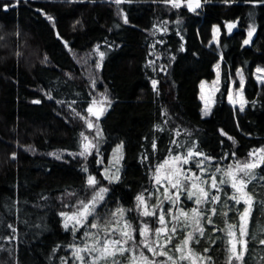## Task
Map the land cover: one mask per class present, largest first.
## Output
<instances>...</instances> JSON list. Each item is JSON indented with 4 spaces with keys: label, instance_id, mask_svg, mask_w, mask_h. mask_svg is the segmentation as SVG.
I'll use <instances>...</instances> for the list:
<instances>
[{
    "label": "trees",
    "instance_id": "obj_1",
    "mask_svg": "<svg viewBox=\"0 0 264 264\" xmlns=\"http://www.w3.org/2000/svg\"><path fill=\"white\" fill-rule=\"evenodd\" d=\"M186 1L177 8L164 0L119 5L114 0H0V264H73L70 245L82 247L84 232L93 229L65 230L60 213L92 198L88 175L108 189L98 218L89 221L104 223L120 207L139 229L136 196L144 193L155 205V166L170 154L194 145L212 158L203 174L207 178L215 168L227 170L264 148V82L256 72L264 68V4L201 0L192 11ZM228 23L236 25L231 32ZM252 25L255 32L245 45ZM217 65L219 91L204 116L199 84L213 78ZM241 78L243 111L226 98L229 85ZM102 93L111 104L96 120L86 109ZM81 117L97 122L98 136ZM82 132L96 144L86 157L78 155ZM118 145L121 156L114 168L109 157ZM183 167L202 174L193 161ZM110 175L119 180L110 182ZM215 175L219 181L223 172ZM261 177L264 165L245 189L253 199L245 222L248 246L242 262L233 264H264ZM208 190L220 199L201 205L203 234L189 241V249L193 257L205 258L197 264H209L208 258L210 264H229L228 232L231 228L239 239L246 205L231 199L234 190L227 184L219 193ZM181 200L186 211L196 206L186 195ZM154 219L143 217L155 229L160 225ZM188 225L178 224L166 245L180 247L193 232Z\"/></svg>",
    "mask_w": 264,
    "mask_h": 264
},
{
    "label": "snow or ice",
    "instance_id": "obj_2",
    "mask_svg": "<svg viewBox=\"0 0 264 264\" xmlns=\"http://www.w3.org/2000/svg\"><path fill=\"white\" fill-rule=\"evenodd\" d=\"M20 0H16L18 4ZM116 4L125 2V0H114ZM165 3H170L173 7H180L184 0H164ZM231 0H225V3H229ZM251 3H262L264 0H249ZM187 6L190 10L195 11L196 8L201 6V0H187ZM51 20L52 17H49ZM124 23H128L127 16L123 17ZM236 25L234 23L226 24V29L231 32ZM219 29H214L218 31ZM255 32V26L252 25L248 30V39L244 40V44L247 45L251 41V37ZM97 51H99V46H97ZM99 56L103 59L104 53L99 52ZM96 67L99 68L100 64L97 63ZM219 67V65H217ZM257 73L264 72V68H257ZM239 73V70H238ZM264 82V78L257 77ZM153 87L155 88L157 81H152ZM95 81L93 80V85ZM240 87L243 88V78H241ZM102 99L96 100L93 97L91 103L88 105L86 112L88 116L95 117L96 120L103 115L106 111V106H110L111 101L108 99L107 95L101 94ZM231 99V97H230ZM39 103V101H35ZM75 103V101H73ZM71 106V105H69ZM240 110L243 111V103L240 105ZM209 109L204 110V115L209 114ZM79 116L80 114L77 113ZM86 119V126L88 129L95 127L94 122L86 117H81ZM81 151L78 153L81 157H86L91 153L93 149L96 148V144L89 140L87 136L82 132L81 134ZM99 135V133H97ZM179 135V132H177ZM231 139V138H230ZM173 143H177L173 141ZM122 145H118L115 151H118ZM155 147V144H153ZM182 147V146H181ZM55 155V154H54ZM235 156V153L232 154ZM249 160L241 162L236 161L235 165H229L227 170H222L221 168H215V172L212 173L209 180H205L202 176L197 175L192 172L191 169H185L183 166L189 164L191 161L197 157L201 159L196 161L195 167L200 173H207L208 168L205 161H210L212 158L205 156L199 150H196L194 145L189 147L186 152L177 153L171 155L165 159L161 164L155 166L153 173V179L156 185H166L164 187V200L168 201L173 207L177 209V213L173 214L172 209L165 211L161 205L164 201L159 204L150 206L148 200L144 193L136 196V209L139 214L143 217H155L160 227L151 229L147 221H145L139 229L133 228V225L129 220L125 218L126 210L123 208H116L114 211L109 213L110 220L104 223L91 222L89 221L90 216H95L96 206L105 199V194L108 192L107 188L98 187L99 181L95 176L88 175L86 183L90 189L94 191V195L90 200L78 201L76 208L73 212H61L60 215L64 217L63 227L65 230H71L73 233L78 232L80 228H91L97 229L98 231L93 233L91 231H85L84 237L91 238V245L87 243L86 239L83 246L77 244H72L70 247L73 249L72 256L74 258L73 264L78 261L79 264H118L115 260L117 255L123 256L126 252L132 253L129 256V264H179L180 261H188L189 264H197V261H204V257H193L191 250L187 252L185 248L188 246L189 241H191L194 236L199 233L203 234V229L200 227L201 218L204 217V210L201 205L205 203H215L219 201V195L213 194L208 189H214L217 193L221 191V186L227 184L234 190V195L231 197L235 203L239 204L241 201L246 205L243 213L240 216V227H239V239L236 238L235 232L230 228L228 232L229 236V264H233L234 261L243 260V256L247 251L248 241L245 239L248 233L245 227V222L251 215V209L253 205V199L249 193L245 191L248 183L255 178V170L264 165V148L255 149L249 152ZM12 158H15V153L12 154ZM59 158V157H58ZM87 172V168L83 169ZM107 171V169H106ZM223 172V176L219 181L216 178L215 173ZM190 173V174H189ZM110 182L119 180V176L110 175L107 176ZM264 179V177H261ZM202 184H207L208 189L201 187ZM149 195H151L149 193ZM186 195L189 200H193L196 205L191 209V217L188 213L184 212L183 209L179 207L178 201H180L181 196ZM239 197V198H238ZM213 215L216 214V209L210 210ZM171 215V220L174 222L171 229L167 227L169 221L166 220V216ZM208 222L211 223V218L207 217ZM183 224L187 226L191 223L193 227V232L189 233L185 240L183 241L184 247H178L176 251L180 252L181 255L174 259L173 256L167 254L166 251H162L165 245L169 243L172 239V234L177 231V225ZM12 226L9 225V228ZM15 229H13V232ZM138 231L142 239L139 241V245L147 249L148 252L152 253L153 256H167L166 261H149L148 257L140 252L136 255L137 244L135 242L134 232ZM103 232V236H101ZM155 237V238H153ZM161 238H163V243H161ZM12 239V237H9ZM259 243L264 245V240H260ZM237 244L241 246L240 251L237 250ZM207 251V250H205ZM87 257V258H86ZM210 264V258H208Z\"/></svg>",
    "mask_w": 264,
    "mask_h": 264
},
{
    "label": "rangeland",
    "instance_id": "obj_3",
    "mask_svg": "<svg viewBox=\"0 0 264 264\" xmlns=\"http://www.w3.org/2000/svg\"><path fill=\"white\" fill-rule=\"evenodd\" d=\"M186 5H187V1H186ZM248 39V38H247ZM257 68H261V67H257ZM256 68V70H257ZM257 72V71H256ZM262 77L264 78V72L262 73H257V77ZM240 80V79H239ZM259 81H261L260 79H258ZM240 83H241V80L240 82H238V84H230L229 85V88H228V91H227V101L230 103V105L235 108V109H240V105L241 103H243V106H244V103H245V99H244V95H243V90L242 88L240 87ZM219 87H220V72H219V69L218 67H214V76L213 78H211L210 80H202L199 84V99H200V102H201V111H202V115H204V110L207 108L211 111L212 107H213V104L215 102V97H216V94L217 92L219 91ZM231 97V99H230ZM102 97L101 96H97L96 97V100H101ZM209 111V113H210ZM206 116V115H204ZM94 124H95V127L92 128L94 129V134L97 135V133H99V130H98V125H97V122L94 121ZM90 140V137L87 136ZM117 149V146L114 147L110 153V157H109V166H112V167H116V164L119 162V159H120V156H121V150L119 149L118 151H115ZM249 155L247 158L241 160V162H245L247 160H249ZM196 161L197 159H194L193 160V164L195 165L196 164ZM205 164L206 166L208 167V164H209V161H205ZM204 173L200 174V176H202L203 179L207 180L210 178V176H208L207 178L203 176ZM166 185H160L158 186L157 185V190L155 193H153V196H152V200H154L155 202V205L156 204H159L161 201H164L163 204L161 205V207L167 211L168 209H172V213L173 214H176L177 213V209L175 207H173V205H171L168 201L164 200V187ZM201 187H203V184L201 185ZM151 200H149L150 202ZM182 203H185L183 200L178 201V204H179V207L181 209L182 208ZM136 204H137V201H136ZM135 204V206H136ZM100 205L97 204L96 206V212H97V208L98 206ZM137 210V209H136ZM184 212L188 213L189 217H191L192 213L190 210L186 211L185 209H183ZM95 212V216L94 218H98L97 214ZM138 212V210H137ZM139 213V212H138ZM126 218V216H125ZM64 219V217H63ZM138 219H140V226H142V224L145 222V221H149V220H143V216L139 215ZM156 219V218H155ZM154 219V220H155ZM128 220V219H127ZM166 220L169 221L167 227L169 229H171L172 225H173V221L171 220V215H168L166 216ZM157 221V219H156ZM64 222V221H63ZM187 227H189V225H187ZM191 227V226H190ZM151 229H153V231L155 230L154 228H152L150 226ZM88 229H91V228H88ZM91 232L95 233L97 232L96 229H93V230H90ZM192 231V230H191ZM191 231H189L187 233V235L189 233H191ZM101 236H103V232L100 233ZM186 235V236H187ZM155 238V237H153ZM87 240V243L91 245L92 243V239L91 238H85ZM142 239V237L140 235H138V237L135 238V242L137 244V247H136V255H138L140 252H143L144 255L146 257H148L149 261H166L167 260V256H153L152 253L148 252L147 249L143 248L142 245H139V241ZM161 243H163V238H161ZM180 247H184L183 243ZM178 248V247H177ZM189 250V244L188 246L185 248V251L187 252ZM162 251H166L168 255L170 256H173L174 259L178 258L181 253L176 251V249L174 248H170V246L168 247L167 245H165V248L162 249ZM132 255V253H125L123 256H120V255H117L115 257V260L118 262V264H129V256ZM193 256V255H192ZM87 258V257H86ZM76 264H79V262L77 261ZM179 264H189L188 261H180Z\"/></svg>",
    "mask_w": 264,
    "mask_h": 264
},
{
    "label": "water",
    "instance_id": "obj_4",
    "mask_svg": "<svg viewBox=\"0 0 264 264\" xmlns=\"http://www.w3.org/2000/svg\"><path fill=\"white\" fill-rule=\"evenodd\" d=\"M234 29V28H233Z\"/></svg>",
    "mask_w": 264,
    "mask_h": 264
}]
</instances>
